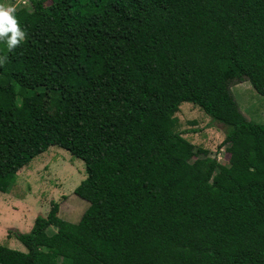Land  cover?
<instances>
[{
	"label": "trees",
	"instance_id": "trees-1",
	"mask_svg": "<svg viewBox=\"0 0 264 264\" xmlns=\"http://www.w3.org/2000/svg\"><path fill=\"white\" fill-rule=\"evenodd\" d=\"M24 1L25 39L0 42V193L56 147L89 208L51 203L0 264H264V123L231 92L264 97V0ZM183 103L222 126L227 166L178 131Z\"/></svg>",
	"mask_w": 264,
	"mask_h": 264
},
{
	"label": "rangeland",
	"instance_id": "rangeland-1",
	"mask_svg": "<svg viewBox=\"0 0 264 264\" xmlns=\"http://www.w3.org/2000/svg\"><path fill=\"white\" fill-rule=\"evenodd\" d=\"M4 2L9 3L7 0ZM26 4L24 0H16L13 6ZM231 92L246 119L264 123V97L257 95L247 82L231 86ZM179 109L176 117L178 131L183 138L196 148L209 152L204 161L215 158L219 165L227 166L229 154L221 145L224 139L222 126L213 123L190 103L181 104ZM85 177L83 163L56 147L21 169L14 187L6 194L0 193V245L25 252L14 234L28 233L36 217L48 214L51 203L59 205L60 219L72 224L82 223L89 204L73 192ZM103 221L89 219L87 222L94 232H99L109 226ZM54 231L50 229L49 232Z\"/></svg>",
	"mask_w": 264,
	"mask_h": 264
},
{
	"label": "clouds",
	"instance_id": "clouds-1",
	"mask_svg": "<svg viewBox=\"0 0 264 264\" xmlns=\"http://www.w3.org/2000/svg\"><path fill=\"white\" fill-rule=\"evenodd\" d=\"M25 36V30L17 21L15 7L0 0V42L11 51L21 44ZM5 59L6 57H0V63Z\"/></svg>",
	"mask_w": 264,
	"mask_h": 264
}]
</instances>
